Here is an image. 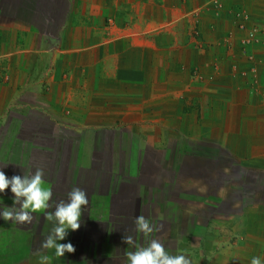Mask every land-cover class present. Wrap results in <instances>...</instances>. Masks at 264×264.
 I'll use <instances>...</instances> for the list:
<instances>
[{
  "label": "crops",
  "instance_id": "0c3cea01",
  "mask_svg": "<svg viewBox=\"0 0 264 264\" xmlns=\"http://www.w3.org/2000/svg\"><path fill=\"white\" fill-rule=\"evenodd\" d=\"M206 2L0 0V170L9 178H23L42 169L52 191L47 212L67 201L73 188L89 197L79 230H69L59 241L71 242L76 251L61 258L40 247L53 227L45 213L33 214L32 223L24 225L0 216V264H40V254L49 255L51 264H127L126 253L152 238L172 255L185 254L192 264H229V255L234 264L240 245L234 232L223 237L219 230L212 236L180 207L172 215V188L180 185V167L156 166V172L163 168L175 174L148 184L141 179L143 167L129 164L130 153L138 162L149 156L157 163L168 160L171 138L166 148L157 147L149 134L107 127L125 123L120 113H108L122 107L124 87L132 92L148 77L153 79L156 70L169 73L177 54L169 36H156V26L190 24L193 12L201 29L215 27L218 19L206 14ZM250 3L242 0L241 5ZM226 4L234 5L232 0ZM179 55L182 62L189 61ZM175 147L181 151L182 144L177 141ZM130 173L137 174L138 191L125 182ZM13 206L9 187L0 193V211ZM141 214L160 231L149 238L138 233L135 217ZM174 220L179 221L182 242L169 248L165 237L171 238ZM125 235L133 236L135 247L124 243ZM258 236L254 250L263 253L257 257L264 264V227ZM250 240L246 234L244 246Z\"/></svg>",
  "mask_w": 264,
  "mask_h": 264
},
{
  "label": "rangeland",
  "instance_id": "374dc122",
  "mask_svg": "<svg viewBox=\"0 0 264 264\" xmlns=\"http://www.w3.org/2000/svg\"><path fill=\"white\" fill-rule=\"evenodd\" d=\"M232 1L227 6L226 0H207L205 12L218 19L215 27L201 29L193 12L190 24L156 26V36H169L177 54L169 73L156 70L153 79L132 92L124 87L122 107L108 113H120L125 123L107 127L149 134L157 147L166 148L170 137L168 160L157 163L149 156L138 162L130 153L129 164L143 167L141 179L148 184L175 174L163 168L156 172V166L180 167V185L172 188V215L180 207L212 236L219 230L223 237L234 232L235 240L240 239L234 264H246L263 256L253 242L264 227V0H250L248 7L242 0ZM179 54L189 61L182 62ZM134 176L126 174L125 182L138 191ZM178 224L171 221V238L165 237L169 248L182 242ZM246 234L251 240L244 246Z\"/></svg>",
  "mask_w": 264,
  "mask_h": 264
},
{
  "label": "clouds",
  "instance_id": "9594fccd",
  "mask_svg": "<svg viewBox=\"0 0 264 264\" xmlns=\"http://www.w3.org/2000/svg\"><path fill=\"white\" fill-rule=\"evenodd\" d=\"M11 188L14 194V206L5 207L0 211V216L5 221L24 225L31 224L36 213H45L44 218L53 223L51 232L41 243V249L54 250L55 257H64L65 253H74V245L69 243H59L65 240L69 230L77 231L81 227V216L84 207L89 204V197L86 191L80 188H73L68 193L67 201L61 200L55 205L53 212L46 210L51 206L52 191L44 180L42 169H36L31 175H13L11 178L0 170V193ZM136 231L143 234L145 238L152 236L154 232H159L160 228L151 224L144 216L135 217ZM124 243L135 247L133 236L125 235ZM51 257L40 254V264H51ZM127 264H192V261L185 254H170L164 245L155 238L149 240L146 246L136 247L134 251L126 253ZM251 264H261L258 257H253Z\"/></svg>",
  "mask_w": 264,
  "mask_h": 264
}]
</instances>
